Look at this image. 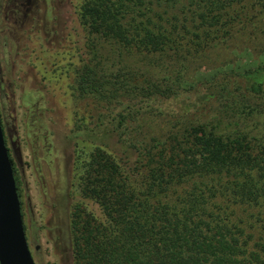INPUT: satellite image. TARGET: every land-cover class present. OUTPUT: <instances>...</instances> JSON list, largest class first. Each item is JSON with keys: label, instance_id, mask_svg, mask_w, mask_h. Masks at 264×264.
Returning a JSON list of instances; mask_svg holds the SVG:
<instances>
[{"label": "trees", "instance_id": "1", "mask_svg": "<svg viewBox=\"0 0 264 264\" xmlns=\"http://www.w3.org/2000/svg\"><path fill=\"white\" fill-rule=\"evenodd\" d=\"M261 14L264 0H81L73 264H264V63L179 88L118 60L184 61Z\"/></svg>", "mask_w": 264, "mask_h": 264}, {"label": "rangeland", "instance_id": "2", "mask_svg": "<svg viewBox=\"0 0 264 264\" xmlns=\"http://www.w3.org/2000/svg\"><path fill=\"white\" fill-rule=\"evenodd\" d=\"M80 3L0 0V120L36 264H73L67 166L73 82L81 65ZM106 46L104 52L117 57L118 50ZM118 60L165 76L179 88L221 72L244 71L264 63V14L184 61L133 53H123ZM177 102L167 100L163 109L173 110Z\"/></svg>", "mask_w": 264, "mask_h": 264}, {"label": "water", "instance_id": "3", "mask_svg": "<svg viewBox=\"0 0 264 264\" xmlns=\"http://www.w3.org/2000/svg\"><path fill=\"white\" fill-rule=\"evenodd\" d=\"M0 264H36L25 235L20 198L1 122Z\"/></svg>", "mask_w": 264, "mask_h": 264}]
</instances>
